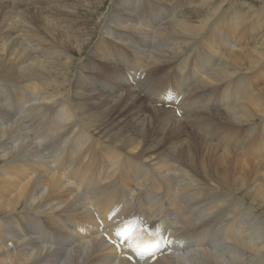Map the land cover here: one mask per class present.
<instances>
[{"label": "bare ground", "instance_id": "1", "mask_svg": "<svg viewBox=\"0 0 264 264\" xmlns=\"http://www.w3.org/2000/svg\"><path fill=\"white\" fill-rule=\"evenodd\" d=\"M105 1L0 0V264H132L76 231L114 232L113 207L202 249L145 264H264L263 23L230 0Z\"/></svg>", "mask_w": 264, "mask_h": 264}, {"label": "rangeland", "instance_id": "2", "mask_svg": "<svg viewBox=\"0 0 264 264\" xmlns=\"http://www.w3.org/2000/svg\"><path fill=\"white\" fill-rule=\"evenodd\" d=\"M136 1H138V0H136ZM164 2H165V0H163ZM231 1H234L233 3H236L235 4V6H237L238 5V7H236V9H234V5H232L230 8H228V10H227V15L229 14V13H231L229 16H228V18H230V16L232 15V14H234L235 13V11H239L240 10V12L242 11L243 13L244 12H249V14H248V16H247V19L246 20H249V21H257V20H260L262 23H263V27H264V0H230L229 2H231ZM109 0L107 1H105V4L103 5V7L100 9V10H98V13H96V14H98L97 16H99V15H102L103 13H105V12H107V9H108V5H109ZM245 3V4H244ZM152 6H155L154 4L152 5ZM228 6H229V3H228ZM251 7V9H249ZM104 8V9H103ZM246 8H248V9H246ZM239 9V10H238ZM200 10H206V8H201ZM246 10V11H245ZM241 12V13H242ZM256 14H260L259 16H257ZM94 16V15H93ZM227 18V19H228ZM96 20H97V17H96ZM157 22H159V20H157ZM101 24H102V20H101V22H100ZM99 23V26H97V28H96V31H95V38H96V36H97V34H96V32H98L99 31V29H100V24ZM186 50H187V54H189L190 55V57H191V55H192V49H191V47H187L186 48ZM86 52V51H85ZM261 75H262V73H261ZM263 82H264V77L261 79ZM141 94H144L143 92H141ZM143 96V95H142ZM220 109V108H219ZM218 109V110H219ZM220 111V110H219ZM258 121V120H257ZM136 192H137V190H135ZM162 192V191H161ZM160 192V193H161ZM36 213H38L37 211H36ZM39 217H41V219H43V216L42 215H38ZM61 218H63V217H61ZM68 222H69V224L71 225L72 224V220L71 219H69L68 220ZM36 240H39V239H37L36 238ZM213 247V248H212ZM209 248H211V249H209ZM208 249L209 250H211L212 251V249H215V244H212L211 243V245L208 247ZM111 258L113 257L112 255L110 256ZM156 261V260H155ZM154 261V262H155Z\"/></svg>", "mask_w": 264, "mask_h": 264}]
</instances>
